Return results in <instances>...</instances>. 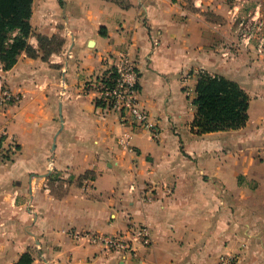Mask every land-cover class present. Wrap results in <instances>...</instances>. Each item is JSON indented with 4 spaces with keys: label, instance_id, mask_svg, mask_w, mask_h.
<instances>
[{
    "label": "crops",
    "instance_id": "1",
    "mask_svg": "<svg viewBox=\"0 0 264 264\" xmlns=\"http://www.w3.org/2000/svg\"><path fill=\"white\" fill-rule=\"evenodd\" d=\"M31 23L35 48L39 34L65 44L0 62L23 96L0 117V264L28 251L32 264H264V0H34ZM122 52L157 139L81 92ZM199 71L243 86L245 126L196 132ZM142 224L152 242L136 255L86 236Z\"/></svg>",
    "mask_w": 264,
    "mask_h": 264
},
{
    "label": "trees",
    "instance_id": "2",
    "mask_svg": "<svg viewBox=\"0 0 264 264\" xmlns=\"http://www.w3.org/2000/svg\"><path fill=\"white\" fill-rule=\"evenodd\" d=\"M34 0H0V62L4 70L12 69L25 52L48 60L60 52L65 39L60 35H38L39 48L29 41L33 32L31 17ZM112 75H115L112 74ZM193 128L197 133L238 129L249 120L250 96L235 80L203 72L199 75L195 97ZM34 255L25 252L14 264H32Z\"/></svg>",
    "mask_w": 264,
    "mask_h": 264
},
{
    "label": "built area",
    "instance_id": "3",
    "mask_svg": "<svg viewBox=\"0 0 264 264\" xmlns=\"http://www.w3.org/2000/svg\"><path fill=\"white\" fill-rule=\"evenodd\" d=\"M114 73L115 75H112ZM81 92L94 94L99 106L118 112L124 119L131 118L134 124L147 129L154 139L160 136V127L157 123L150 121L148 110L140 103L137 66L128 53L122 52L107 72L87 82ZM22 99V94L14 93L6 85L4 77L0 75V117L6 116L8 107L18 104ZM7 137V126L0 123V161L8 160ZM121 143L130 146L127 134L123 135ZM53 164L51 160L49 163L51 168ZM86 186L89 185L86 184ZM131 189H136V185L133 184ZM129 233V237L125 233L107 236L94 232L87 233L86 236L92 243L103 244L111 251L129 252L132 255L137 253V244L147 246L152 242V235L147 225L134 227ZM81 235L83 234L77 233L78 237Z\"/></svg>",
    "mask_w": 264,
    "mask_h": 264
},
{
    "label": "rangeland",
    "instance_id": "4",
    "mask_svg": "<svg viewBox=\"0 0 264 264\" xmlns=\"http://www.w3.org/2000/svg\"><path fill=\"white\" fill-rule=\"evenodd\" d=\"M206 72H208V71H206ZM198 73H199V74H198ZM198 73H197V75H198V77H199V75H200L201 73H203V72H202V71H199ZM186 91L189 92V94L191 93V95L193 94V90H192V86H191V84H189V85L186 86Z\"/></svg>",
    "mask_w": 264,
    "mask_h": 264
}]
</instances>
